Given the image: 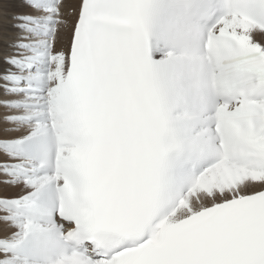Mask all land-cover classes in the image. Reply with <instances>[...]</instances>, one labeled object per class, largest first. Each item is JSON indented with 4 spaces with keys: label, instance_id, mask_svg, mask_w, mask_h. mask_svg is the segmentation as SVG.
I'll list each match as a JSON object with an SVG mask.
<instances>
[{
    "label": "snow or ice",
    "instance_id": "obj_1",
    "mask_svg": "<svg viewBox=\"0 0 264 264\" xmlns=\"http://www.w3.org/2000/svg\"><path fill=\"white\" fill-rule=\"evenodd\" d=\"M0 264H264V0H0Z\"/></svg>",
    "mask_w": 264,
    "mask_h": 264
},
{
    "label": "bare ground",
    "instance_id": "obj_2",
    "mask_svg": "<svg viewBox=\"0 0 264 264\" xmlns=\"http://www.w3.org/2000/svg\"><path fill=\"white\" fill-rule=\"evenodd\" d=\"M4 24H6V25H10L11 24V21L10 20H4ZM258 39H259V37H258Z\"/></svg>",
    "mask_w": 264,
    "mask_h": 264
},
{
    "label": "rangeland",
    "instance_id": "obj_3",
    "mask_svg": "<svg viewBox=\"0 0 264 264\" xmlns=\"http://www.w3.org/2000/svg\"><path fill=\"white\" fill-rule=\"evenodd\" d=\"M7 21V20H6ZM3 24H4V21H3ZM4 25H6V24H4Z\"/></svg>",
    "mask_w": 264,
    "mask_h": 264
}]
</instances>
